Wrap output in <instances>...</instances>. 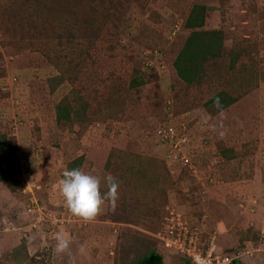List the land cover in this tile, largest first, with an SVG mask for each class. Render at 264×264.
<instances>
[{
  "label": "rangeland",
  "instance_id": "1",
  "mask_svg": "<svg viewBox=\"0 0 264 264\" xmlns=\"http://www.w3.org/2000/svg\"><path fill=\"white\" fill-rule=\"evenodd\" d=\"M195 6L208 10L189 29ZM193 30L223 40L189 85L174 62ZM219 93L234 102L220 110ZM62 102L72 114L58 121ZM2 138L0 264H137L150 251L184 264L162 240L173 224L264 264V0H0ZM80 157L102 192L107 174L119 183L92 220L60 194Z\"/></svg>",
  "mask_w": 264,
  "mask_h": 264
},
{
  "label": "trees",
  "instance_id": "2",
  "mask_svg": "<svg viewBox=\"0 0 264 264\" xmlns=\"http://www.w3.org/2000/svg\"><path fill=\"white\" fill-rule=\"evenodd\" d=\"M205 6H195L192 8L186 27L189 29H200L204 25L205 13L207 11ZM222 32L219 30L212 31H196L193 30L192 34L187 40L185 48L180 52L177 59L174 62V68L178 77L186 84H193L200 77L202 70V63H204L207 57L219 56L222 48ZM142 84V81L133 83L132 85ZM219 99L221 107L223 109L234 102L225 93L217 94L211 101ZM72 112L62 102L56 107L57 120L70 119ZM6 149L5 139L0 140V152ZM82 157L74 161L73 167L77 168L82 161ZM78 165V166H77ZM8 176L7 171L0 167V182ZM137 264H163V260L160 254L155 251L148 252L145 256L141 257ZM184 264H190V262L184 260Z\"/></svg>",
  "mask_w": 264,
  "mask_h": 264
},
{
  "label": "clouds",
  "instance_id": "3",
  "mask_svg": "<svg viewBox=\"0 0 264 264\" xmlns=\"http://www.w3.org/2000/svg\"><path fill=\"white\" fill-rule=\"evenodd\" d=\"M216 107H221L219 99ZM108 190L102 192V178L100 176L83 171L80 168L66 169L60 180V194L64 203L74 216L84 220L94 219L102 210L106 201H115L118 198L119 183L111 174H107ZM56 253H66L71 246V235L63 230L55 233ZM196 264H204L203 260H197Z\"/></svg>",
  "mask_w": 264,
  "mask_h": 264
},
{
  "label": "built area",
  "instance_id": "4",
  "mask_svg": "<svg viewBox=\"0 0 264 264\" xmlns=\"http://www.w3.org/2000/svg\"><path fill=\"white\" fill-rule=\"evenodd\" d=\"M180 228V224H173L165 228L163 241L166 239L170 244H175L176 252L180 253L184 260L190 264H196L197 260H203L204 264H238V253L231 255L229 253H219L210 244L204 248L197 244L198 238L193 232ZM176 242V243H174ZM199 242V240H198ZM166 244V241L164 245Z\"/></svg>",
  "mask_w": 264,
  "mask_h": 264
}]
</instances>
